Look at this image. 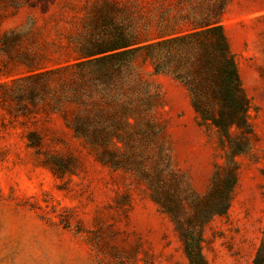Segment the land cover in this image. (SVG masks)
<instances>
[{
	"label": "rangeland",
	"instance_id": "obj_1",
	"mask_svg": "<svg viewBox=\"0 0 264 264\" xmlns=\"http://www.w3.org/2000/svg\"><path fill=\"white\" fill-rule=\"evenodd\" d=\"M106 1L134 0H0V38L30 29L20 50L58 59L69 54L68 41L81 31L89 9ZM222 25L250 99L254 136L251 151L237 159V185L227 213L204 229L203 254L208 264H252L264 236V0H230ZM255 43L256 51L251 50ZM5 60L0 58V82L25 72ZM141 69L158 87L157 119L173 163L188 185L203 193L221 162L217 139L199 125L182 84L151 75L149 64ZM30 132L42 139L38 149L28 145ZM0 264L188 261L172 222L146 187L99 162L63 114L14 118L0 110Z\"/></svg>",
	"mask_w": 264,
	"mask_h": 264
},
{
	"label": "trees",
	"instance_id": "obj_2",
	"mask_svg": "<svg viewBox=\"0 0 264 264\" xmlns=\"http://www.w3.org/2000/svg\"><path fill=\"white\" fill-rule=\"evenodd\" d=\"M229 1L96 4L68 41L69 54L55 60L20 50L30 29L0 38V58L25 70L0 82V110L14 118L63 114L99 162L146 187L172 222L188 264H208L204 229L227 213L237 159L253 146L250 99L222 25ZM141 64H149L153 76L182 84L199 125L217 139L221 162L203 193L194 191L173 163L157 119L158 87L145 78ZM26 137L30 147L41 146L35 132ZM252 264H264V236Z\"/></svg>",
	"mask_w": 264,
	"mask_h": 264
},
{
	"label": "crops",
	"instance_id": "obj_3",
	"mask_svg": "<svg viewBox=\"0 0 264 264\" xmlns=\"http://www.w3.org/2000/svg\"><path fill=\"white\" fill-rule=\"evenodd\" d=\"M228 39V38H227ZM229 41V40H228ZM229 45H230V48H231V44H230V42H229ZM259 48H258V44H254V45H252V47H251V50H254V51H256V50H258ZM247 50H250V48H247ZM231 51H232V48H231ZM233 52V54L236 56V52L235 51H232Z\"/></svg>",
	"mask_w": 264,
	"mask_h": 264
}]
</instances>
